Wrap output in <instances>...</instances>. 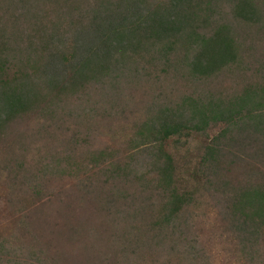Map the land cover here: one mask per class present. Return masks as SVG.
<instances>
[{"label": "trees", "instance_id": "trees-1", "mask_svg": "<svg viewBox=\"0 0 264 264\" xmlns=\"http://www.w3.org/2000/svg\"><path fill=\"white\" fill-rule=\"evenodd\" d=\"M243 25H264V0H0V142L12 140L14 131L17 137L16 127L26 115L45 119L76 100L72 108L83 111L90 105L80 102L82 96L94 98V104L110 103L105 100L122 89L125 78L163 82L180 65L197 81L213 78L238 64ZM183 93L174 97L180 100L175 107L155 108L129 137L137 148L132 153L105 147L92 161L116 160L117 167L109 164L92 172L107 177L105 184L110 179L122 184L109 201L117 212L120 191L127 199H159L155 207L136 209L145 233L137 241H144L141 264H212L193 211L198 191L178 176L185 165L208 190L214 183L205 179L222 173L225 152L229 156L236 147L251 148L253 159H264V69L227 98ZM116 105L105 107L104 116ZM87 115L93 116L82 113ZM213 125L222 126L220 135L199 146L194 164L188 152ZM79 128L78 123L75 137ZM28 189L35 209L30 212L32 228L27 222L20 227L27 246L65 228L63 223L52 229L43 225L50 215L43 192L36 185ZM228 203L224 210L234 234H241L243 261L264 264V181L235 189Z\"/></svg>", "mask_w": 264, "mask_h": 264}, {"label": "rangeland", "instance_id": "rangeland-1", "mask_svg": "<svg viewBox=\"0 0 264 264\" xmlns=\"http://www.w3.org/2000/svg\"><path fill=\"white\" fill-rule=\"evenodd\" d=\"M243 26L238 64L223 69L213 78L197 81L187 76L180 65L163 82L152 78L140 82L122 79V89L105 100L117 104L116 110L106 116L103 110L110 103L94 104L95 99L89 96L78 98L90 105L83 111L72 108L79 102L76 100L45 119L33 114L24 116L16 127L17 137L14 131L12 140L0 142V264H141L142 254L145 256L144 241H137L145 233L140 228L143 216L136 209L155 207L159 199H127L120 191L118 199L122 205L117 212L109 201L122 184L112 179L105 184L107 177L93 176L92 172L104 165L117 167L116 160L111 158L98 164L92 161L101 148H111L112 152L116 148L119 153L136 150L129 137L152 117L155 108H173L180 103L174 97H180L185 90L198 92L200 96L211 94L218 99L232 96L248 85L251 77L264 69V25ZM89 92L95 91L89 89ZM98 99L102 98L98 96ZM86 112L93 116L82 117ZM78 123L80 128L75 137ZM221 128V125L211 126L192 144L188 156L194 164L196 150L220 135ZM19 138H23L22 142H18ZM252 152L251 148L243 147L232 149L229 156L225 152L220 162L222 173L205 179L214 183L208 190L191 176L189 166L185 165L186 169L178 173L185 186L198 191L197 208L193 211L198 215L200 243L209 251L212 264H246L245 252L238 245L241 234H234L224 208L229 207L228 198L235 189L264 181V159L262 156L253 159ZM120 165L124 167L123 163ZM35 185L43 192L45 211L50 214L43 225L52 229L63 223L65 228L60 234L56 228L40 237L39 244L27 246L22 243L20 227L23 222L30 226L35 199L29 196L28 188Z\"/></svg>", "mask_w": 264, "mask_h": 264}]
</instances>
